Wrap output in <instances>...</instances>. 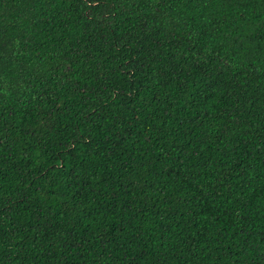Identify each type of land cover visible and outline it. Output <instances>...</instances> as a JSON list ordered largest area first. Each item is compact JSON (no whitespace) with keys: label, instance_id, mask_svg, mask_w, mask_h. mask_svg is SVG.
<instances>
[{"label":"trees","instance_id":"1","mask_svg":"<svg viewBox=\"0 0 264 264\" xmlns=\"http://www.w3.org/2000/svg\"><path fill=\"white\" fill-rule=\"evenodd\" d=\"M0 264H264V0H0Z\"/></svg>","mask_w":264,"mask_h":264}]
</instances>
